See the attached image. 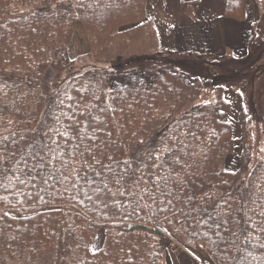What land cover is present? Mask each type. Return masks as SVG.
Segmentation results:
<instances>
[{
	"label": "trees",
	"instance_id": "1",
	"mask_svg": "<svg viewBox=\"0 0 264 264\" xmlns=\"http://www.w3.org/2000/svg\"><path fill=\"white\" fill-rule=\"evenodd\" d=\"M246 2L228 16L245 20ZM146 3L0 0V264H159L165 237L213 264H264V157L252 166L245 111L231 168L226 87L197 103L202 69L159 54ZM76 23L110 67L77 71Z\"/></svg>",
	"mask_w": 264,
	"mask_h": 264
},
{
	"label": "crops",
	"instance_id": "2",
	"mask_svg": "<svg viewBox=\"0 0 264 264\" xmlns=\"http://www.w3.org/2000/svg\"><path fill=\"white\" fill-rule=\"evenodd\" d=\"M246 3L245 20L228 16L229 0H147L146 12L158 31L160 53L201 52L219 56L223 55V52L224 55L229 54L233 46L234 51L231 56L236 57L238 53H242V56L248 53L249 42L256 36L254 30L259 22L255 2L247 0ZM240 36L242 44L239 47L233 43ZM229 92L226 91L224 97L231 105V110L221 113L220 118L231 123L228 117L231 113H238L239 116L241 108L234 109L238 106L233 105L236 98H228ZM233 134H235L234 127ZM161 241L165 253L159 264H195L207 259L195 250L184 249L179 252L178 246L169 237ZM103 245L100 243L98 251Z\"/></svg>",
	"mask_w": 264,
	"mask_h": 264
},
{
	"label": "rangeland",
	"instance_id": "3",
	"mask_svg": "<svg viewBox=\"0 0 264 264\" xmlns=\"http://www.w3.org/2000/svg\"><path fill=\"white\" fill-rule=\"evenodd\" d=\"M255 2V7L258 8L259 13V22L256 27V32L259 35V38L255 36L253 40L249 42V50H253L256 45L263 42L264 37V0H253ZM257 35V34H256ZM234 42V45L240 47L242 44V37H237ZM160 44V40H159ZM95 49H93L92 44L88 35L86 34L85 29L82 24L76 23L74 26V34L69 45V55L71 59H78L79 57H86L88 54H92ZM234 48L231 47L229 54L224 55H212L209 53H175L182 59H189L198 64V67L202 69L196 73V83L202 88V94L197 100V103H211L215 100L217 91L220 88V85L226 87V91H230L227 96L230 99L236 98L233 105H238L234 109L241 108L245 111L246 114V134H248V141L252 146V166L257 162L261 161L264 157V129L261 126V122L264 117V94L259 98V92H264V59L260 60V66H255V61L247 57L246 55L242 56L240 53L236 57L231 56L233 54ZM160 54V52H159ZM80 63L81 69H92V67H110L109 65L98 64L91 57H86ZM186 68L187 67H183ZM192 70V69H191ZM187 73L186 70H183ZM189 71V70H188ZM220 79L221 81H219ZM231 93V94H230ZM225 96V93H224ZM240 113H231L229 120H231L232 128L234 127L233 138L235 141L236 154L230 163L231 168H236L239 166V157L240 152L243 147L241 142L242 134V124ZM227 118V117H226ZM240 126H239V119ZM249 124V125H248ZM105 241V231H101L99 236L93 245V250L98 251L100 243L104 244Z\"/></svg>",
	"mask_w": 264,
	"mask_h": 264
},
{
	"label": "built area",
	"instance_id": "4",
	"mask_svg": "<svg viewBox=\"0 0 264 264\" xmlns=\"http://www.w3.org/2000/svg\"><path fill=\"white\" fill-rule=\"evenodd\" d=\"M196 264H212L211 262H208V261H203V262H198Z\"/></svg>",
	"mask_w": 264,
	"mask_h": 264
}]
</instances>
